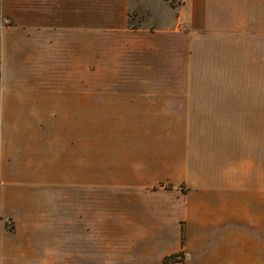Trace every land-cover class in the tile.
Instances as JSON below:
<instances>
[{
    "label": "crops",
    "instance_id": "0c3cea01",
    "mask_svg": "<svg viewBox=\"0 0 264 264\" xmlns=\"http://www.w3.org/2000/svg\"><path fill=\"white\" fill-rule=\"evenodd\" d=\"M0 0V264H264V0Z\"/></svg>",
    "mask_w": 264,
    "mask_h": 264
},
{
    "label": "rangeland",
    "instance_id": "374dc122",
    "mask_svg": "<svg viewBox=\"0 0 264 264\" xmlns=\"http://www.w3.org/2000/svg\"><path fill=\"white\" fill-rule=\"evenodd\" d=\"M182 0H131L129 26L132 28L169 27ZM182 259H184L183 254Z\"/></svg>",
    "mask_w": 264,
    "mask_h": 264
},
{
    "label": "trees",
    "instance_id": "16d2710c",
    "mask_svg": "<svg viewBox=\"0 0 264 264\" xmlns=\"http://www.w3.org/2000/svg\"><path fill=\"white\" fill-rule=\"evenodd\" d=\"M182 255L179 254H172L170 256H167L164 258L163 262L164 264H170L177 261H182Z\"/></svg>",
    "mask_w": 264,
    "mask_h": 264
}]
</instances>
